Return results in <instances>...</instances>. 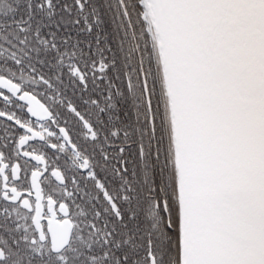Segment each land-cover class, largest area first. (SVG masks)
<instances>
[{
    "label": "snow or ice",
    "instance_id": "obj_1",
    "mask_svg": "<svg viewBox=\"0 0 264 264\" xmlns=\"http://www.w3.org/2000/svg\"><path fill=\"white\" fill-rule=\"evenodd\" d=\"M0 264H264V0H0Z\"/></svg>",
    "mask_w": 264,
    "mask_h": 264
}]
</instances>
